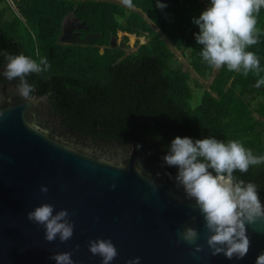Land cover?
I'll use <instances>...</instances> for the list:
<instances>
[{
  "label": "trees",
  "instance_id": "obj_1",
  "mask_svg": "<svg viewBox=\"0 0 264 264\" xmlns=\"http://www.w3.org/2000/svg\"><path fill=\"white\" fill-rule=\"evenodd\" d=\"M13 1L17 14L0 0V85L19 84L18 78L8 81L3 75L5 51L37 62L46 57L48 70L27 80L35 86L31 95L46 99L59 128L104 144L135 142L152 165L174 176L178 168L167 166L163 157L177 136L239 140L255 155H264V85L255 87L264 77V8L255 14L258 43L247 49L259 57L260 74L245 76L223 66L210 84L215 96L204 91L192 106L189 75L175 67L174 54L160 35L188 57L197 74L210 75L214 68L202 60L203 46L195 40L199 27L193 19L204 11L200 1L159 0L167 5L161 10L157 0H132L136 11L111 0ZM71 20L80 24L72 30L75 38L94 35L95 41L62 42ZM117 32L147 41L125 53L115 44ZM249 93L262 101L252 106L244 101ZM234 175L255 183L264 201V164Z\"/></svg>",
  "mask_w": 264,
  "mask_h": 264
},
{
  "label": "water",
  "instance_id": "obj_2",
  "mask_svg": "<svg viewBox=\"0 0 264 264\" xmlns=\"http://www.w3.org/2000/svg\"><path fill=\"white\" fill-rule=\"evenodd\" d=\"M95 39L74 38L85 45ZM43 100L21 97L13 83L0 85V264H55L50 257L61 252H72L74 264H102L88 248L97 238L115 245L118 256L111 264L136 257L140 264H255L264 252L260 219L246 226L251 246L242 260L213 256L203 217L174 175L148 167L135 142L127 152L117 144V157L110 159L65 141L40 126ZM139 163L142 174L136 172ZM44 203L69 212L75 225L69 241H46L43 226L27 219ZM185 227L198 231L202 252H195L196 245L177 244Z\"/></svg>",
  "mask_w": 264,
  "mask_h": 264
},
{
  "label": "clouds",
  "instance_id": "obj_3",
  "mask_svg": "<svg viewBox=\"0 0 264 264\" xmlns=\"http://www.w3.org/2000/svg\"><path fill=\"white\" fill-rule=\"evenodd\" d=\"M121 3L129 9L135 7L132 0H121ZM156 7L162 10L167 5L157 0ZM261 8H264V0H210V6L198 19H193V23L199 27L195 40L203 46L200 52L202 60L214 69L226 66L229 71L242 70L245 76L250 71L259 75V57L247 49L258 43L255 14ZM4 55L7 60L4 77L8 81L18 78V94L25 99H32L35 86L29 84L27 77L47 71L50 67L47 58L37 62L23 54L11 55L5 51ZM261 85H264V77L257 80L255 87ZM163 161L167 166L178 168L175 184L183 188L186 199L195 202V207L203 217L208 233L206 244L211 254H223L228 260H242L251 246L246 226L264 219V204L260 200L257 185L238 179L234 172L238 170L246 173L250 166L264 164V155H255L239 140L224 142L212 136L193 140L177 136L171 141ZM142 168L139 163L137 174H142ZM40 191L47 193L48 188L42 186ZM27 219L43 226L48 242L59 238L64 243L73 237L75 225L67 210L55 211L53 205L44 203L29 212ZM178 235L177 244L196 245L195 252L204 250L202 245L197 244L200 234L196 229L185 227ZM88 248L92 255L102 258V264H111L118 256L110 239L91 240ZM78 249L77 245L74 251ZM72 254L61 252L50 259L55 264H74ZM127 264H140V258L129 260ZM255 264H264V252L257 256Z\"/></svg>",
  "mask_w": 264,
  "mask_h": 264
},
{
  "label": "rangeland",
  "instance_id": "obj_4",
  "mask_svg": "<svg viewBox=\"0 0 264 264\" xmlns=\"http://www.w3.org/2000/svg\"><path fill=\"white\" fill-rule=\"evenodd\" d=\"M111 1H114V2L118 3L119 5H122L124 8L129 9L126 6H124L120 0H111ZM198 1H200L202 3V8L204 10H206V8L210 6L209 0H198ZM7 3L12 8V11H14V12L17 11L13 0H7ZM129 10L136 11L135 8H131ZM16 14H17V12H16ZM69 22L74 23V22H76V20H71ZM154 30L157 31V29H155V28H154ZM124 38L126 39L125 41L123 40ZM160 38L163 39V41L167 43L168 47L170 48V50L174 54L173 63L175 65V67L180 68L182 71L187 72L189 75V86H190L192 94H193V101L191 102V105L195 106V104H197L199 102V98L203 94L204 91H208V92H210L211 95L215 96V93L210 89V84H211L215 74L217 73L218 69H213L211 71V74L206 76V77L200 76L199 74L196 73V71L189 64V59L187 56L182 54L181 51L178 50L175 46L171 45V43L163 35H160ZM146 41L147 40L143 37H136L134 35H129V34L127 35L123 32H117L116 44H118V45L121 44L123 46V50L125 51V53L134 52L137 49V46H139L140 44L146 43ZM244 101H249L252 106H255L256 104L260 103L262 101V99L259 96H256L255 94L249 93L244 97ZM38 111H39V115H40V121L44 120V121L48 122V120H49L50 122H48V123L51 127L58 126L57 123H55L52 118L50 120V118H49L50 116L47 114L48 110H47L44 102L42 104H40ZM253 116H254V118H257L255 114H253ZM56 129L58 130L59 128H56ZM114 147H116V146H114ZM121 150L124 151L123 148Z\"/></svg>",
  "mask_w": 264,
  "mask_h": 264
},
{
  "label": "flooded vegetation",
  "instance_id": "obj_5",
  "mask_svg": "<svg viewBox=\"0 0 264 264\" xmlns=\"http://www.w3.org/2000/svg\"><path fill=\"white\" fill-rule=\"evenodd\" d=\"M78 26H80V24L77 21L74 23L73 22L67 23V27L70 28L71 31L69 30L68 33H66V36H64V38H63V40H65L66 42L65 41H62V42H64V43L72 42V40H74V38H75V36H73L74 34H73L72 30H73V28H77ZM115 44H116V42H115ZM43 102L45 103V106L48 110L47 114L50 116L49 117L50 120L52 118L54 120V122L57 123L55 115L52 112H50L48 107H47L46 99H44ZM48 122H50V121L48 120ZM48 122L42 120L40 123V126L47 128L48 130H50L54 134L56 133L57 135L61 136L65 141H68V142L76 144V145L83 146L84 148H87L90 151H92L94 154H99L101 156L108 157L110 159L117 157V152L114 149V146H116V145L100 143V142H97L93 139H89V137H83V136L78 135L76 133H73L71 131H68V130H65L62 128L60 129L59 126H56L55 128L52 129V127L49 125ZM57 125H58V123H57ZM56 128H59V129L57 130ZM122 146H125V147H123V149H125L124 151L127 152L128 148H126V147L129 145H123L122 144ZM139 155H142V154L139 152ZM144 157H145V162H146L148 167L152 168L153 170H162V169L158 168L156 165H152L147 160L146 155H144ZM261 202H262V204H264L263 200H261Z\"/></svg>",
  "mask_w": 264,
  "mask_h": 264
}]
</instances>
